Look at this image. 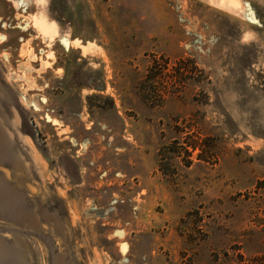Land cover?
<instances>
[{"label": "rangeland", "instance_id": "rangeland-1", "mask_svg": "<svg viewBox=\"0 0 264 264\" xmlns=\"http://www.w3.org/2000/svg\"><path fill=\"white\" fill-rule=\"evenodd\" d=\"M0 264H264V0H0Z\"/></svg>", "mask_w": 264, "mask_h": 264}]
</instances>
